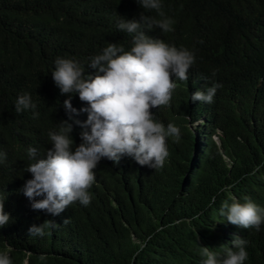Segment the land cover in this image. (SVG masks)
<instances>
[{"label":"trees","instance_id":"trees-1","mask_svg":"<svg viewBox=\"0 0 264 264\" xmlns=\"http://www.w3.org/2000/svg\"><path fill=\"white\" fill-rule=\"evenodd\" d=\"M160 2L163 17L137 0H0V200L10 215L0 227V253L12 264H203L201 247L221 259L237 237L247 241L244 264H264V224L240 228L220 212L224 201L246 197L264 209V0ZM141 14L173 20L171 32L143 30L195 56L186 81L172 77L169 105L151 109L165 128H179V140L167 138L160 169L128 156L118 164L101 159L88 206L77 201L56 216L32 210L22 191L32 179L28 149L44 158L49 132L63 121L78 146L88 115L78 93L55 85V60L73 59L94 76L88 64L109 43L132 47L134 34L118 22ZM217 84L211 104L191 100ZM24 94L36 107L18 114ZM70 97L78 115L64 107ZM45 220L57 227L29 234Z\"/></svg>","mask_w":264,"mask_h":264},{"label":"clouds","instance_id":"clouds-1","mask_svg":"<svg viewBox=\"0 0 264 264\" xmlns=\"http://www.w3.org/2000/svg\"><path fill=\"white\" fill-rule=\"evenodd\" d=\"M137 3L143 9H154L164 16L160 0H137ZM173 23L170 18L154 20L143 14L139 20H120L118 29L134 34L132 47L126 51L123 46L109 43L102 54L94 56L88 64L96 70L94 76L85 75L84 68L73 59L58 57L55 60L51 72L55 85L61 94L78 93L79 99L89 105L79 111L88 115L81 125L84 130L78 146L73 147L72 125L63 121L58 133L49 132L52 147L44 158L38 157L35 148L28 149L32 162L26 171L31 173L32 179L25 182L22 191L31 202L32 210L56 216L77 201L88 206L91 202L88 190L95 182L94 170L103 158L118 164L122 157L128 156L141 166L163 168L169 156L167 138L174 137L178 141L180 130L172 123L165 128L154 119L151 109L169 105L177 87L172 77L186 81L195 56L186 48L178 49L147 36L143 29L150 31L155 26L167 33L174 30ZM219 87L221 85L217 84L205 91L198 90L191 95V100L211 104ZM35 107L28 94L20 95L15 102L18 114ZM64 107L70 114H79L72 107L71 97L64 101ZM4 156L0 152V163ZM245 201L240 203L235 198L230 204L224 201L221 215L232 225L259 231L264 224V209L247 197ZM9 220L4 201L0 200V227ZM67 222V219L63 221ZM56 227L54 221L45 220L28 231L30 235L42 237L45 229ZM232 243L235 250L228 249L221 259L209 247H201V255L206 257L203 264H244L247 241L237 237ZM0 264H12L8 254L0 253Z\"/></svg>","mask_w":264,"mask_h":264}]
</instances>
